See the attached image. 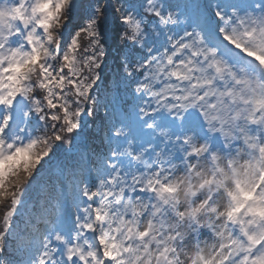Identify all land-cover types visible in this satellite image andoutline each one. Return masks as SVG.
<instances>
[{
  "label": "snow or ice",
  "instance_id": "1",
  "mask_svg": "<svg viewBox=\"0 0 264 264\" xmlns=\"http://www.w3.org/2000/svg\"><path fill=\"white\" fill-rule=\"evenodd\" d=\"M0 264H264V0H0Z\"/></svg>",
  "mask_w": 264,
  "mask_h": 264
}]
</instances>
